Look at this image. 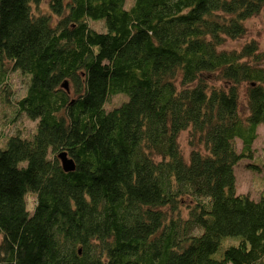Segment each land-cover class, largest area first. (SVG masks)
I'll return each instance as SVG.
<instances>
[{
    "label": "trees",
    "instance_id": "obj_1",
    "mask_svg": "<svg viewBox=\"0 0 264 264\" xmlns=\"http://www.w3.org/2000/svg\"><path fill=\"white\" fill-rule=\"evenodd\" d=\"M43 1L0 0V97L35 122L0 135V264H264V187L235 174L264 124V52L223 46L264 0Z\"/></svg>",
    "mask_w": 264,
    "mask_h": 264
},
{
    "label": "rangeland",
    "instance_id": "obj_2",
    "mask_svg": "<svg viewBox=\"0 0 264 264\" xmlns=\"http://www.w3.org/2000/svg\"><path fill=\"white\" fill-rule=\"evenodd\" d=\"M134 0H126V7L129 8ZM47 3L46 0L41 2V8L44 9ZM247 31L243 37L238 38H229L224 43V47L228 49L239 48L246 41H250L252 39H256L259 44V48L264 52V9L260 10L258 13H255L254 16L248 18L246 20ZM96 29H102L103 23H94ZM10 86L14 95L11 100L14 101L15 97H20L25 93L26 79L24 76L20 75L18 71H14L10 74ZM245 86L241 89V101L244 108L245 101ZM125 100L123 95H114L110 101L106 103L107 108H111ZM15 105L13 103H8L4 101L0 97V135H8L15 133L17 129H20L23 133H28L33 130L35 126V122L31 120L28 116L26 117L24 114H15ZM180 146L182 150L185 151L186 154L189 153V144H188V131L183 130L179 135ZM241 141H237V148H240ZM253 147L255 148L254 159H244L238 162L235 166V174H236V192L238 193H247L250 196L258 197L261 193V189L264 187V124H259L258 128V138L255 140ZM257 164L258 169H254L251 165ZM28 207L32 208L34 205V195L31 193L27 196ZM234 241H237L238 237H230ZM227 239L222 243L226 245ZM221 244L220 250L223 249V245ZM219 251L217 254L219 255Z\"/></svg>",
    "mask_w": 264,
    "mask_h": 264
},
{
    "label": "water",
    "instance_id": "obj_3",
    "mask_svg": "<svg viewBox=\"0 0 264 264\" xmlns=\"http://www.w3.org/2000/svg\"><path fill=\"white\" fill-rule=\"evenodd\" d=\"M66 90H69L68 87V81H64L62 84ZM61 159V164L62 166L66 169V170H74L75 168V164H74V160L72 158H70L65 151H63L62 153H60L58 155Z\"/></svg>",
    "mask_w": 264,
    "mask_h": 264
}]
</instances>
